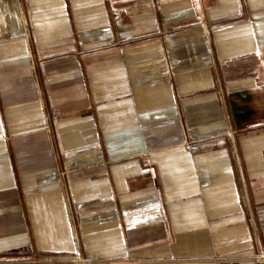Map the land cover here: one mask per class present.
I'll use <instances>...</instances> for the list:
<instances>
[{
	"label": "crops",
	"instance_id": "crops-1",
	"mask_svg": "<svg viewBox=\"0 0 264 264\" xmlns=\"http://www.w3.org/2000/svg\"><path fill=\"white\" fill-rule=\"evenodd\" d=\"M0 264H264V0H0Z\"/></svg>",
	"mask_w": 264,
	"mask_h": 264
}]
</instances>
